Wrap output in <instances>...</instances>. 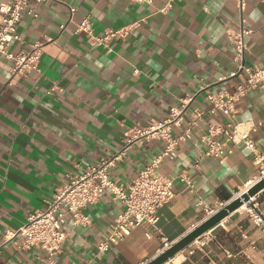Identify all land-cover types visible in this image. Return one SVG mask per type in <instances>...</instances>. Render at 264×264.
Listing matches in <instances>:
<instances>
[{
  "label": "crops",
  "instance_id": "1",
  "mask_svg": "<svg viewBox=\"0 0 264 264\" xmlns=\"http://www.w3.org/2000/svg\"><path fill=\"white\" fill-rule=\"evenodd\" d=\"M244 1L243 15L238 0L29 2L38 15L22 14L23 42H12L11 50L45 41L40 73L14 76L12 63L0 57V264H48L41 249L21 250L12 241L3 246L5 234L45 210L72 176L119 154L129 131L163 121L187 97L194 100L173 136L190 127V137L157 168L174 180V196L159 210L161 233L143 224L101 250L125 208L106 191L83 209L84 222L67 215L68 235L55 264H145L202 223L207 207L230 202L259 177L264 87L249 91L230 113L212 112L208 99L246 83L244 74L232 75L237 64L230 31L250 30L245 62L264 69V0ZM86 18L95 35L138 24L125 37L93 47L77 30ZM210 129L225 145L223 158L204 155ZM242 135L255 142L259 162ZM166 147L157 139L132 144L110 169V179L126 186ZM256 203L264 214V195ZM166 264H264V230L241 208Z\"/></svg>",
  "mask_w": 264,
  "mask_h": 264
},
{
  "label": "built area",
  "instance_id": "2",
  "mask_svg": "<svg viewBox=\"0 0 264 264\" xmlns=\"http://www.w3.org/2000/svg\"><path fill=\"white\" fill-rule=\"evenodd\" d=\"M30 1L8 0L0 4V13L2 15L0 23V57L12 63L11 73L14 76H26L32 72L40 73V60L45 41L32 44L28 50L18 52L11 50L12 42H23L18 32L22 14L28 12L35 17L38 15L34 9L30 8ZM35 1L41 3L50 0ZM245 7V1L238 0V8L241 15H243ZM166 9L167 7L161 9V11L165 12ZM74 11L75 9H72V12ZM137 24L138 22L120 29H108L101 35H95L89 19L86 18L77 30L85 32L94 47L107 45L117 36L125 37ZM249 33L250 30L244 27L237 31L229 32V39L235 48L234 60L237 64V71L232 75L244 74L246 83L239 86L235 93L210 94L208 99L212 103V112H233L235 104L249 91L264 87V69H253L245 62V56L248 51L245 36ZM49 41L51 39L46 40V42ZM193 100V97L183 99L179 105L170 109L168 117L163 121H154L145 129L129 131L124 141V148L119 154L104 159L97 166L87 169L81 175L72 176L69 181L57 188L53 199L47 202L45 210L30 215L26 222L17 230L5 234L3 246L12 241L21 250L41 249L46 253L48 264H55V256L61 250L68 235L66 230L67 215H72L75 224L84 222L87 218L83 215V209L90 204L97 203L106 191H109L115 199L122 201L125 208L117 216L112 233L106 236L105 241L101 243V250L107 247L108 242L117 243L143 224L150 226L153 231L161 233L158 225L160 220L159 210L172 200L174 196V180L166 175L158 174L157 168L161 165L164 157L172 158L174 148L190 137V127L185 129L178 137L173 136V128L182 126L185 113ZM202 115V112L198 113L199 117ZM215 136L214 130L210 129L207 135L203 137L204 142L207 144L204 155L223 158L226 153L225 145L217 141ZM142 139L164 140L167 142V147L162 154L156 156L126 186L115 183L110 179V169L132 144ZM233 139L236 142V136H233ZM241 140L252 151L254 160L259 162L260 155L257 152L255 142L248 135H242ZM263 177L264 168L261 169L259 177L255 181H251L245 190ZM181 179L186 181L191 188L194 187L187 175L181 176ZM256 197L251 200L247 207H249L248 210L254 222L264 230V214L256 207ZM225 205L226 203H221L217 209L207 207L206 211L210 216ZM146 235L150 237L151 233Z\"/></svg>",
  "mask_w": 264,
  "mask_h": 264
},
{
  "label": "water",
  "instance_id": "3",
  "mask_svg": "<svg viewBox=\"0 0 264 264\" xmlns=\"http://www.w3.org/2000/svg\"><path fill=\"white\" fill-rule=\"evenodd\" d=\"M263 191L264 177L253 184L251 187H249L247 190L237 195L230 202L226 203V205L219 209L217 212L208 216L204 221H202V223H200L182 239L167 247L159 255L155 256L145 264H166L170 259L185 250L206 232L220 224L231 213L239 210L244 205L250 204L251 200Z\"/></svg>",
  "mask_w": 264,
  "mask_h": 264
},
{
  "label": "bare ground",
  "instance_id": "4",
  "mask_svg": "<svg viewBox=\"0 0 264 264\" xmlns=\"http://www.w3.org/2000/svg\"><path fill=\"white\" fill-rule=\"evenodd\" d=\"M262 193H264V191H263ZM246 207H247V205H244V206H242L241 208L245 209ZM241 208H240V209H241Z\"/></svg>",
  "mask_w": 264,
  "mask_h": 264
},
{
  "label": "rangeland",
  "instance_id": "5",
  "mask_svg": "<svg viewBox=\"0 0 264 264\" xmlns=\"http://www.w3.org/2000/svg\"><path fill=\"white\" fill-rule=\"evenodd\" d=\"M263 195H264V193L261 194V196H263ZM246 208H249V207H246Z\"/></svg>",
  "mask_w": 264,
  "mask_h": 264
}]
</instances>
